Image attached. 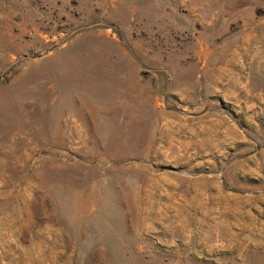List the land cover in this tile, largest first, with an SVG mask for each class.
Here are the masks:
<instances>
[{
	"label": "rangeland",
	"instance_id": "1",
	"mask_svg": "<svg viewBox=\"0 0 264 264\" xmlns=\"http://www.w3.org/2000/svg\"><path fill=\"white\" fill-rule=\"evenodd\" d=\"M0 95V264H264V0H0Z\"/></svg>",
	"mask_w": 264,
	"mask_h": 264
},
{
	"label": "bare ground",
	"instance_id": "2",
	"mask_svg": "<svg viewBox=\"0 0 264 264\" xmlns=\"http://www.w3.org/2000/svg\"><path fill=\"white\" fill-rule=\"evenodd\" d=\"M3 95V94H2ZM1 96V95H0ZM1 98V97H0ZM2 103V102H1ZM0 106H1V104H0ZM5 110V109H4ZM8 111V110H7Z\"/></svg>",
	"mask_w": 264,
	"mask_h": 264
}]
</instances>
